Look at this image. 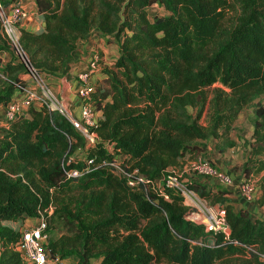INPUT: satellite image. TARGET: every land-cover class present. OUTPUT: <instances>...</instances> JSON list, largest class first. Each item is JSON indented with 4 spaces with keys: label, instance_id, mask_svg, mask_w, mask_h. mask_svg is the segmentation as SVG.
I'll return each instance as SVG.
<instances>
[{
    "label": "trees",
    "instance_id": "obj_1",
    "mask_svg": "<svg viewBox=\"0 0 264 264\" xmlns=\"http://www.w3.org/2000/svg\"><path fill=\"white\" fill-rule=\"evenodd\" d=\"M16 1L0 0L4 6ZM125 1L35 0L43 27L21 29L19 41L33 68L50 77L67 74L77 42L90 34L118 47L113 66L101 72L105 87L97 86L92 98L101 111L93 131L126 154L131 168L162 181V190L129 187L125 177L99 165L109 157L101 146L88 153L96 157L94 172L68 178L65 172L81 166L73 156L83 148V138L57 112L31 108L0 135V264H24L15 250L19 232L4 223L36 218L53 199L65 200L48 220L74 225L71 236L57 240L51 222L47 227V250L58 260L76 257L81 264L83 256H99L100 264H264V220L252 219L247 208L235 209L226 200L227 188L201 178L184 182L225 210L226 238L187 220L182 196L165 184L175 175L170 169L183 172L186 157L209 154L199 142L220 141V154L234 148L231 126L264 95V0H129L122 11ZM154 5L167 15L150 20ZM0 50L11 55L0 69V105H6L28 84V74L1 36ZM216 83L227 91L211 89ZM255 116L243 174L263 173L255 203L264 206L261 106ZM72 188L76 199L58 197Z\"/></svg>",
    "mask_w": 264,
    "mask_h": 264
},
{
    "label": "built area",
    "instance_id": "obj_2",
    "mask_svg": "<svg viewBox=\"0 0 264 264\" xmlns=\"http://www.w3.org/2000/svg\"><path fill=\"white\" fill-rule=\"evenodd\" d=\"M32 10L23 0L16 1L8 6L0 4V36L6 42L16 62L22 64L28 74V84L19 87L8 104L0 106V130H8L10 124L19 117H27L31 108L57 112L84 140L83 148L73 156L81 166L65 172L68 178H82L94 172L97 169L94 161L96 157L89 158L88 153L96 146H101L109 157L103 159L99 165L107 166L115 175L125 177L129 187L142 186L145 189L157 187L162 190V187H160L163 184L162 181L149 180L146 175L140 174L138 169L131 168L126 154L116 150L113 144L103 141L93 131L98 125L101 111L92 102L97 87L96 81L98 80L92 79L100 75L104 68L110 67L108 61L102 55L101 44H94L91 49L89 48L90 50H85L88 58L80 56L79 52L76 53L67 74L62 79L65 85L68 84V94L60 96L56 93L55 87L57 84L52 87L49 82L45 81L44 74L37 71L30 64L27 53L23 50L19 41L20 30L28 24L27 22H29V31L39 30L34 26V16H38V14ZM116 57L114 56V60L117 59ZM82 58L86 67L85 72L73 73L75 70H72V66L77 65ZM5 64L0 57V69ZM0 77L3 78L1 72ZM186 169L192 176L201 178L206 183L227 189L236 188L240 197L248 203L255 202L260 195V189L254 180L242 179L235 182L229 172L218 168L205 156L198 155L194 157L189 161ZM165 184L182 196L184 204L188 208L187 220L202 225L207 233H221L226 238L229 236L230 230L225 223V210L222 207L213 210L206 209L209 214L208 217L204 221H199L202 210L198 205H203V201L197 197L196 193L189 190L184 185V181L179 180L176 175H169ZM165 199H167L166 196ZM52 212L50 206L47 210L38 211L36 218L25 217L23 219L19 230V242L16 244L15 250L19 253L24 264H65L63 260L57 258L52 260L47 250L48 235L46 231L48 218L52 215Z\"/></svg>",
    "mask_w": 264,
    "mask_h": 264
},
{
    "label": "rangeland",
    "instance_id": "obj_3",
    "mask_svg": "<svg viewBox=\"0 0 264 264\" xmlns=\"http://www.w3.org/2000/svg\"><path fill=\"white\" fill-rule=\"evenodd\" d=\"M23 2L30 6V10L33 9L35 12H37L38 16H34V17L36 18L38 23L39 24H40V22L43 23L41 15L38 13V11L36 9L35 0H24ZM0 4H2V3L0 2ZM155 15L156 16H162V15H167V13L163 7L158 6V5H154L149 9L148 17L150 20H152V17ZM102 41H104V39ZM81 46H82V44L76 46V52L80 51ZM110 56H111L110 54L107 56L108 57L107 60H108V64L110 65V67H112L114 58L112 56L111 57ZM110 67H108V68H110ZM43 77H44L46 82H49V84L52 85V87L56 84H57L56 86L59 85V87H61L60 81L62 80L63 77H50V76H46L45 74L43 75ZM96 79H98L96 81L97 86L105 87V82L103 80V73H100V75L96 76L92 80H96ZM214 88H221V89L225 90V88L223 86H221L219 83L214 84L211 89H214ZM225 91H227V90H225ZM258 106H261L262 109L264 110V95H261L257 99H255L253 101V103H251L250 105L245 107L237 116L236 120L234 121L233 125L231 126V134H230V138L235 143V147H234L233 151L229 152L230 155H227L226 158H224L223 155L220 154L217 150V145L221 144V143H219L220 141H216V140L212 139V140H208V141L199 142L200 144H202L203 146H205L207 148L206 153H209V154L205 155V152H204L202 156H206L207 158H211V160H213V162H215L214 164L217 167L219 166V164H218V162H219L221 165L218 168L231 173L234 176L235 182H238L236 179L238 177H239V179H238L239 181L242 179H252L254 181L256 180L255 175H252L250 171L246 172V175L243 174V166L249 157V152L251 149L250 143H252L251 136H252V132H253V123H254V120L256 117L255 114H256V110H257ZM188 112L191 113L192 115H194L195 110L188 108ZM200 123L202 124V126H204V127L206 126L207 123L205 120V114L203 115ZM3 131L4 130H0V133L2 134ZM235 141H237L238 143ZM188 158L186 157L185 160L182 161L183 172L177 171V170H171V169L169 171V172L174 173L179 178V180H183L184 182L190 181L191 179L198 180L196 177L191 176V174L186 169L189 161L192 160L191 158H189V159ZM249 168L251 170V167H249ZM255 183H256V181H255ZM160 187H162V186L160 185ZM213 190H216V188L213 187ZM67 191H69V190H67ZM64 194H66L65 198H70L73 200L78 197V191L75 190L74 188H72L70 192H64V193L58 194V197H63ZM197 197L203 201V203H202L203 205H198V207H200V209L202 210V213H200L199 221H204L205 218L208 217V215H209L208 212H206V209L207 210L216 209V208H218V203L213 202V200H210V199H208V200L202 199L198 195H197ZM211 198H214V197H211ZM61 200H65V199H60V201ZM53 201H54V203L51 206L52 211H53L52 215H53L55 209L61 208L60 201L57 202V200L55 201V199H53ZM50 222L51 221L48 220V225H50ZM21 224H22L21 221L5 222L4 223V225L11 227L13 230L18 231V232L20 230ZM51 226H52V231H51L52 232L51 233L52 240H57L63 236L69 237L74 232V228H73L74 225L68 224L64 220L51 222ZM211 242H212V240L207 239V243L210 244ZM0 249H1V247H0ZM63 261L65 264H79V260L76 257L66 258ZM88 263L89 264H100L101 263V257L93 256L92 258L88 259Z\"/></svg>",
    "mask_w": 264,
    "mask_h": 264
},
{
    "label": "crops",
    "instance_id": "obj_4",
    "mask_svg": "<svg viewBox=\"0 0 264 264\" xmlns=\"http://www.w3.org/2000/svg\"><path fill=\"white\" fill-rule=\"evenodd\" d=\"M24 1V0H23ZM33 4V3H32ZM29 6V5H28ZM29 24V22H27ZM28 24H26L24 26L23 29L25 30H28ZM34 26H36L37 29H40L43 27V23L40 22V24L38 23V21L34 20ZM29 31V30H28ZM101 44L102 46V55L103 57L107 60L108 59V55L110 54L113 58L114 56H117L118 57V47L116 45H107L106 42H103L101 38H99L98 36H96L95 34H90L87 39L85 40H80L77 42V45H81L82 46L80 47L81 50L78 51L80 54V56H84L86 58H88L87 56V52L85 50H90L94 44ZM88 47V48H87ZM90 48V49H89ZM85 51L84 53L82 51ZM110 56V57H111ZM0 57L3 59V61L5 63L9 62L11 60V55L6 52V51H2L0 50ZM116 57V58H117ZM108 61V60H107ZM116 60H113V64L115 63ZM85 64L83 62V58L82 60H80V62L77 64V65H73L72 66V70H75L73 73H82V72H85ZM63 79V78H62ZM68 85V84H67ZM67 85H65L62 80L60 81V86H56L55 89H56V93L60 96L62 95H67L68 94V91H67ZM1 106V105H0ZM1 115V114H0ZM237 142V141H235ZM238 143V142H237ZM234 148L230 149V150H227L225 153H223V157L226 158L227 155H230L229 152L233 151ZM211 159V158H209ZM213 161V160H212ZM215 163V162H213ZM219 166L220 167V163L218 162ZM228 172V171H227ZM231 174V173H230ZM263 173L259 174V175H255V181L256 183L258 184V181L260 179V177L262 176ZM232 175V174H231ZM233 176V175H232ZM234 178V176H233ZM237 181H239V177L236 178ZM228 190L231 192L230 195H226V200L228 202H230L231 204H233V206L235 207V209H238L240 207H244V208H247L250 212H251V218L252 219H260V220H264V206H259L257 205L255 202H246L245 200H243L240 195L238 194V192L236 191V188H228Z\"/></svg>",
    "mask_w": 264,
    "mask_h": 264
},
{
    "label": "water",
    "instance_id": "obj_5",
    "mask_svg": "<svg viewBox=\"0 0 264 264\" xmlns=\"http://www.w3.org/2000/svg\"><path fill=\"white\" fill-rule=\"evenodd\" d=\"M129 0H126L125 1V4L123 5V8H122V11L124 10L125 6L128 4ZM50 255V258L53 260L54 257L49 253ZM88 260L83 256V260H82V263L81 264H87Z\"/></svg>",
    "mask_w": 264,
    "mask_h": 264
}]
</instances>
